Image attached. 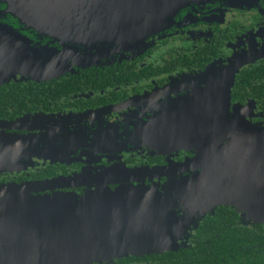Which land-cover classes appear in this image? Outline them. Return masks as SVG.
Returning <instances> with one entry per match:
<instances>
[{
  "label": "flooded vegetation",
  "instance_id": "1",
  "mask_svg": "<svg viewBox=\"0 0 264 264\" xmlns=\"http://www.w3.org/2000/svg\"><path fill=\"white\" fill-rule=\"evenodd\" d=\"M28 20L19 0H0V187L78 198L144 189L164 205L159 230L182 234L176 250L86 264H162L217 208L252 221L224 203L198 208L190 190L209 170L194 160L202 139L206 153L227 143L218 131L204 139V126L264 125V0L190 1L155 33L92 46L62 41L50 18Z\"/></svg>",
  "mask_w": 264,
  "mask_h": 264
},
{
  "label": "water",
  "instance_id": "2",
  "mask_svg": "<svg viewBox=\"0 0 264 264\" xmlns=\"http://www.w3.org/2000/svg\"><path fill=\"white\" fill-rule=\"evenodd\" d=\"M190 1L199 0H19V10L24 17L37 20L30 23H46L50 18L47 29L61 34L62 41L92 46L155 33ZM217 122L204 126L203 138L218 131L227 143L206 153L202 139L204 147L194 160L210 163L209 170L193 180L191 198L199 200L193 204L211 210L228 204L250 220L264 223V125L244 117L237 124L228 118ZM9 188L0 187V264H86L161 253L176 250L182 237L166 236L159 230L162 221L153 211L162 215L164 205L160 203L156 210L144 189L78 198L33 196L26 187ZM187 223L179 221L184 232L190 227Z\"/></svg>",
  "mask_w": 264,
  "mask_h": 264
},
{
  "label": "trees",
  "instance_id": "3",
  "mask_svg": "<svg viewBox=\"0 0 264 264\" xmlns=\"http://www.w3.org/2000/svg\"><path fill=\"white\" fill-rule=\"evenodd\" d=\"M233 207L217 208L193 245L164 254L162 264H264V223L240 220Z\"/></svg>",
  "mask_w": 264,
  "mask_h": 264
}]
</instances>
